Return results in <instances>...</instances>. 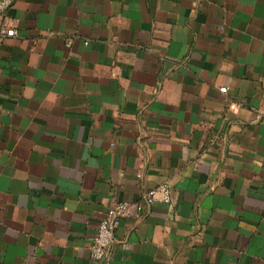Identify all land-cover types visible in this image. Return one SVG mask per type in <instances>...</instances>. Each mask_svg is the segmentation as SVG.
Here are the masks:
<instances>
[{"label": "crops", "instance_id": "1", "mask_svg": "<svg viewBox=\"0 0 264 264\" xmlns=\"http://www.w3.org/2000/svg\"><path fill=\"white\" fill-rule=\"evenodd\" d=\"M7 16L0 264H264V0H14ZM161 185L171 202L146 204ZM122 201L141 208L95 260Z\"/></svg>", "mask_w": 264, "mask_h": 264}, {"label": "built area", "instance_id": "2", "mask_svg": "<svg viewBox=\"0 0 264 264\" xmlns=\"http://www.w3.org/2000/svg\"><path fill=\"white\" fill-rule=\"evenodd\" d=\"M13 1L0 0V41L18 36V28L10 24L7 16ZM70 44L71 42L68 40L67 46H70ZM227 90V87L221 88L222 92H227ZM234 106V109H236L239 107V104L236 103ZM156 201L171 202V191L167 185L153 188L144 195V202L146 204L151 205ZM134 205L130 201H122L108 209L106 216L100 222L98 233L90 245V252L95 260H100L109 255L116 242V230L122 220L131 215ZM135 206L141 208V204L139 203Z\"/></svg>", "mask_w": 264, "mask_h": 264}]
</instances>
